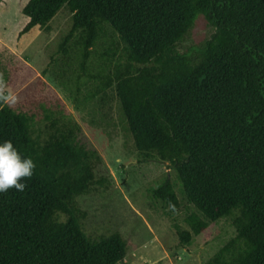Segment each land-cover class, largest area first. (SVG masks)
I'll use <instances>...</instances> for the list:
<instances>
[{"label":"trees","instance_id":"obj_1","mask_svg":"<svg viewBox=\"0 0 264 264\" xmlns=\"http://www.w3.org/2000/svg\"><path fill=\"white\" fill-rule=\"evenodd\" d=\"M64 5L72 26L60 51L70 59L75 51L96 93L114 90L140 160L168 162L202 215L187 218L190 229L176 227L180 241L191 244L209 222L229 218L236 235L203 264H264V0H28L19 34L49 30ZM200 16L213 33L180 51ZM79 130L54 118L40 131L31 114L0 109V143L12 140L37 165L23 192L0 193V264L126 257L120 232L93 238L84 230L77 198L108 180L96 176L101 157L79 142ZM153 195L178 210L170 180Z\"/></svg>","mask_w":264,"mask_h":264},{"label":"rangeland","instance_id":"obj_2","mask_svg":"<svg viewBox=\"0 0 264 264\" xmlns=\"http://www.w3.org/2000/svg\"><path fill=\"white\" fill-rule=\"evenodd\" d=\"M27 1L0 0V72L18 96L12 108L31 114L37 130L45 131L54 118L73 120L80 126L79 142L98 151L101 160L95 174L108 181L77 198L86 212L85 232L93 238L120 232L128 249L118 264H203L236 235L230 219L209 222L191 244L180 241L176 227L190 229L187 218L202 215L185 198L175 169L168 162L140 160L114 90L96 93L98 81L81 72L75 51L70 49L73 59L60 51L72 26L67 5L50 21L49 30L36 27L19 34ZM213 31L200 16L178 49L199 46ZM102 47H97L90 60L92 74L98 72ZM166 180L172 182L179 198L175 212L153 195Z\"/></svg>","mask_w":264,"mask_h":264},{"label":"clouds","instance_id":"obj_3","mask_svg":"<svg viewBox=\"0 0 264 264\" xmlns=\"http://www.w3.org/2000/svg\"><path fill=\"white\" fill-rule=\"evenodd\" d=\"M17 102V94L0 72V109L12 107ZM36 166L33 158L22 155L12 140L0 143V193H6L10 189L23 192L27 187L23 181L33 176Z\"/></svg>","mask_w":264,"mask_h":264}]
</instances>
